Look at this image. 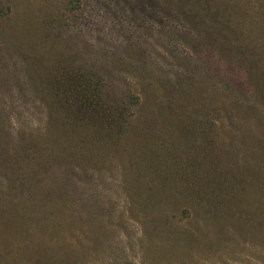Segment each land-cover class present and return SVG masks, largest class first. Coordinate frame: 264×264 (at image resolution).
<instances>
[{
  "label": "rangeland",
  "instance_id": "obj_1",
  "mask_svg": "<svg viewBox=\"0 0 264 264\" xmlns=\"http://www.w3.org/2000/svg\"><path fill=\"white\" fill-rule=\"evenodd\" d=\"M1 258L264 264V0H0Z\"/></svg>",
  "mask_w": 264,
  "mask_h": 264
},
{
  "label": "trees",
  "instance_id": "obj_2",
  "mask_svg": "<svg viewBox=\"0 0 264 264\" xmlns=\"http://www.w3.org/2000/svg\"><path fill=\"white\" fill-rule=\"evenodd\" d=\"M136 100L138 101V99L136 98ZM4 258H1L0 259V264H1V261L3 260ZM8 264H13L11 261H8Z\"/></svg>",
  "mask_w": 264,
  "mask_h": 264
}]
</instances>
